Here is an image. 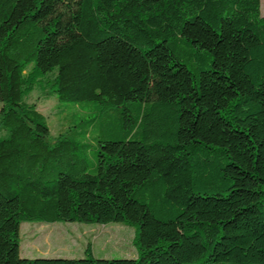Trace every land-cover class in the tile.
I'll return each instance as SVG.
<instances>
[{
	"label": "trees",
	"instance_id": "trees-1",
	"mask_svg": "<svg viewBox=\"0 0 264 264\" xmlns=\"http://www.w3.org/2000/svg\"><path fill=\"white\" fill-rule=\"evenodd\" d=\"M46 82L86 113L52 139ZM0 102V264H264L260 0H0ZM22 221L137 255L20 257Z\"/></svg>",
	"mask_w": 264,
	"mask_h": 264
},
{
	"label": "rangeland",
	"instance_id": "rangeland-1",
	"mask_svg": "<svg viewBox=\"0 0 264 264\" xmlns=\"http://www.w3.org/2000/svg\"><path fill=\"white\" fill-rule=\"evenodd\" d=\"M260 15L264 16V0H260ZM48 84L36 86L24 99L44 115L52 139L58 133H67L74 124L81 127L86 113L70 101H59L57 93ZM6 134L7 131L0 128V135ZM135 231L132 225L113 222L22 221L19 225V255L25 258H78L88 255L86 248L89 247V254L95 258H134L137 255Z\"/></svg>",
	"mask_w": 264,
	"mask_h": 264
}]
</instances>
